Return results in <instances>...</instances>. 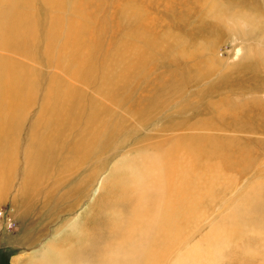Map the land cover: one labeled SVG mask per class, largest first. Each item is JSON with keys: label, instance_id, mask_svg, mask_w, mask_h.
Instances as JSON below:
<instances>
[{"label": "bare ground", "instance_id": "6f19581e", "mask_svg": "<svg viewBox=\"0 0 264 264\" xmlns=\"http://www.w3.org/2000/svg\"><path fill=\"white\" fill-rule=\"evenodd\" d=\"M8 1L16 3L17 0ZM44 1L52 6L60 0ZM207 12L214 22L244 36L254 35L260 27L259 19L254 21L240 14H226L215 7H208ZM55 14L52 16H57ZM78 18L69 21L65 44L60 45L64 61L50 81H56L54 89L47 90L45 95L48 108L42 107L44 118L41 119H50L46 121L47 128L53 124L54 115L49 112L56 113V118L67 96L74 97L78 92L85 94L83 87L80 91L73 86L70 88L65 80L61 85L59 73L64 77L67 73L75 83L83 78L88 83L96 68L102 66L97 63L96 42L90 38L92 42L87 41L83 34L80 36V30L87 29V24ZM19 19L25 21L27 18L21 16ZM50 22L48 32L52 34V42L47 44L45 51L54 57L56 50L52 48L62 31H59V16ZM19 25L16 20L10 27L9 39L18 38L24 42L21 50L16 49L24 56L29 53L34 36L22 34V38ZM7 33L4 34L7 36ZM143 47L128 42L118 50L116 57L114 54L105 58L100 90L108 95L92 96L89 117L83 124L85 131L72 144L65 140L62 143L40 140L36 148L40 153L46 147L56 146L57 159L73 157L76 166H82L86 160L96 162L97 167L70 191L66 199L73 203L66 205L64 211H74L95 191L94 198L83 211L56 230L54 240L42 246L38 255L35 253L36 260L41 264H264V79L230 76L234 66L231 64L226 74L197 92L198 86L208 85L215 74L201 73L187 80L175 67L169 74L147 77L144 75ZM156 47L182 51L188 48L184 41L174 38L151 47L158 52ZM15 60L9 59L0 73V152L7 146L12 132L10 125L14 117L10 118L7 110L29 109L39 101L40 95L37 86L40 79L32 77L31 65L26 58L20 63ZM119 65L125 69L116 73ZM120 80L123 83L121 91L111 94L114 83H121ZM184 82L189 84L183 86ZM191 87L195 88L194 94L178 110L171 111L174 103L185 100L187 93H191ZM62 115L67 116L65 112ZM160 115L168 119L158 122ZM24 118L18 120H27ZM145 132L146 135L140 136L122 155L131 136ZM110 138L113 142L103 148ZM103 151L110 155L100 158ZM115 157L119 159L111 166L110 160ZM3 158L0 153V171L7 167L8 161ZM15 159L12 158L11 171L16 168ZM78 172L80 170L74 174ZM22 183L26 192L33 188L32 181L27 178ZM97 213L104 221L96 219L99 218ZM87 218H90L88 222H81ZM84 224L91 228H82ZM67 229L76 233L75 237L70 234L72 238L82 239L80 247L67 246L70 244H66L64 234L60 238ZM56 238L60 242L55 241ZM96 242L99 246L95 247ZM66 247L72 253L71 260L64 252ZM57 256L61 260H56Z\"/></svg>", "mask_w": 264, "mask_h": 264}, {"label": "rangeland", "instance_id": "374dc122", "mask_svg": "<svg viewBox=\"0 0 264 264\" xmlns=\"http://www.w3.org/2000/svg\"><path fill=\"white\" fill-rule=\"evenodd\" d=\"M44 2V0H17L16 5L12 1L0 0V73L3 71V66L7 65L9 59H16L15 62L18 61L20 63L22 58H26L28 65H31L29 67L33 75L32 77L40 79V82L37 84L40 89L39 101L36 100L34 106L29 107V109L19 107L15 110H7L10 118H14H12L10 125L12 132L9 136V142L7 146L3 147L2 152H0L4 157V161H8L7 167L0 171V190H2L0 191V264H41V261L36 260L38 259L36 257L38 255L37 252L42 246L50 242L51 239L53 241L56 230L63 227L70 219L83 211L94 198L95 191L88 198H84L74 211H64L66 205H72L73 203V201L68 203V199H66L69 197L70 191H74L72 189L78 186L83 177L85 178L86 176L87 178L90 173L95 171L97 164L96 162L90 163L85 160L82 166H76V160H72L73 157L64 156L65 158L57 159L58 150H56V146L52 148L46 147L41 153V150H37L36 148L43 140L54 143H62L65 140L69 144H72L81 132L84 133V125L86 124V119L89 117L90 106L92 105L90 101L92 100V96L100 94L101 97L102 94H105V91L103 93L100 90L103 84L102 68H104V60L106 57H113L114 54L116 57L118 50L123 48V45L128 42L132 44L138 43L142 47L143 44L145 45L142 48V58L145 60L143 63L146 68L144 75H147V77L169 74L175 67L184 77L188 78L187 80L201 73L207 72V75L215 74L211 76L212 79L210 78L212 82L205 85L206 87L198 86L199 90L197 89V92L211 86L215 80L226 74L225 71L228 70L231 64L234 66L229 72L230 76L254 80L264 79V0H60L52 6ZM208 7H215L219 11H225L226 14H240L254 19V21L259 19L258 22H260L261 28L259 27L255 34L251 36L235 33L226 26L224 27L221 24L220 26L214 22V19L211 18L213 16L210 17V14L207 12ZM206 8L207 11H205ZM54 14L57 16L53 17L52 15ZM21 16L27 19L21 21L19 19ZM58 16L59 27H61L58 30L62 31L63 35L62 32L59 33V42L56 41L58 43L55 42L52 48L56 50V53L52 57L46 53L45 49L47 48V44L52 42L50 41L52 40V34L48 32L51 27L50 21L52 19L55 20ZM77 16H79L78 19L81 22H86L87 24V29L80 30V36L83 34L87 41L92 40L96 42V51L99 50V53L97 52V63L100 62L102 66L96 68L91 82L88 83H86L88 80L85 78L75 83L67 73H65V77L62 75L63 73H59L61 85H63L61 82L65 80V83L69 82L71 85L70 88L73 86L80 91L83 87L85 94L83 95L78 92L74 97L73 95L69 98L67 96L65 98L66 101H64L65 104L63 103L62 108L59 107V111H57L60 119L58 117H56L57 119L55 118L56 113L49 112V114L54 116L51 120L53 123L52 127L47 128L46 121L49 118L47 117L46 121L41 119L44 118V115L42 116V107L44 109H46L45 107L48 108L46 106L45 95L47 96V90L54 89L53 86L56 81L54 83L50 81H52L53 77L55 78L59 65L64 61L61 57L60 45H62L67 36L66 32L69 21L72 19L77 20ZM28 19H30L29 22H27ZM16 20L20 23L18 28H21V31L19 30L20 32H18L21 36L22 34L28 35V37L31 34L34 36L33 42H31L33 45L29 53L24 56L21 51L18 52L16 50L17 48L21 50L24 47V42L18 40V38L9 39L10 27ZM4 33H7V36ZM97 38H99L98 41ZM171 38L184 41L186 48L191 47L192 49L188 50L187 48L182 51L181 49H168L166 47L162 49V47H156L155 50H158L157 52L151 48L159 44V42H167ZM30 53L32 54L29 55ZM196 55L200 56L196 57ZM35 60L37 61L35 62ZM39 61L40 63H38ZM59 61L61 62L58 64ZM124 69L123 65H119L116 73H120ZM115 78L113 80L116 82L117 79ZM120 81L121 83H114L110 90L111 94L121 91L123 83L122 80ZM41 83L42 86L40 85ZM188 84L184 82L183 86H187ZM179 89H182V87L180 86ZM190 90L191 93L190 91L187 93L184 98L185 100H178L179 102L174 103L175 106L171 108V111L178 110L177 108L194 94L195 88L191 87ZM106 96L105 99L107 100ZM78 106L81 107L79 108ZM14 111L16 112L13 113ZM63 112L68 117H63ZM68 112L71 113L69 114ZM19 113H22L19 115L21 119L24 118L22 116H25L24 119L27 118V120H18L19 117L17 116ZM162 116L160 115V119H157L158 122L168 119H162ZM157 120L153 122V126L157 124ZM58 123L61 125H58ZM75 127H80L81 130L80 128L75 129ZM146 133L139 136L132 135L130 141L126 144L127 146L124 147L125 150H122V155L126 153L129 147L133 146L140 136L142 138ZM113 135L115 136V133H112ZM116 137L117 135L114 138ZM107 141L102 146L103 148L112 143L113 139L110 138ZM85 151L89 152V148ZM109 155L104 154L103 151L100 158ZM14 157H16L14 160L16 168L14 171H11L10 166H12L11 162ZM49 158H51V162L48 161ZM118 159L119 157L112 158L110 160L111 166ZM105 164L106 161H104V166ZM76 170H80V172L74 174ZM26 178L33 183V188L30 189V192L28 190L27 192L24 191V183L21 184ZM23 191L24 194L22 193ZM73 207L75 208V205ZM90 215H92L91 212L89 213ZM96 215L99 217H96V219L104 221L99 213ZM89 219L87 218L81 222L86 223ZM84 225L85 227L82 228H91H87L88 225L86 224ZM65 231L61 234L60 238H62L63 234L65 235L63 238L68 241L66 244H70L67 246L72 248L80 247L82 239L76 240L72 238L73 236L75 237L76 233L73 234L71 229ZM79 231L82 230L80 229ZM70 234L73 236L71 237ZM55 241L60 242L57 238ZM96 246H99L97 242ZM54 249L57 250L56 247ZM64 252L67 257L69 254L68 259L71 260L73 258V256H70L72 253H70L68 247L64 249ZM55 258L56 260H61L60 256ZM72 262L75 263L74 261Z\"/></svg>", "mask_w": 264, "mask_h": 264}]
</instances>
